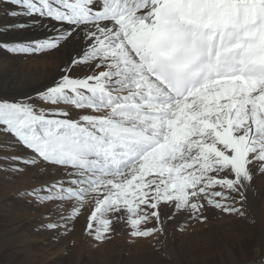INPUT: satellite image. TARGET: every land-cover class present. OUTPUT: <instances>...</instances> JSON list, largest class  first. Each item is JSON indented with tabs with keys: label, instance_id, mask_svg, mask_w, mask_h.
Returning a JSON list of instances; mask_svg holds the SVG:
<instances>
[{
	"label": "snow or ice",
	"instance_id": "obj_1",
	"mask_svg": "<svg viewBox=\"0 0 264 264\" xmlns=\"http://www.w3.org/2000/svg\"><path fill=\"white\" fill-rule=\"evenodd\" d=\"M0 5L12 21L0 36L42 33L0 39V51L68 56L34 89L49 110L26 94L0 95V133L21 149L2 157L0 172L44 170V183L20 193L54 205L43 229L66 235L89 208L83 233L100 244L117 223L140 239L163 235L177 216L244 215L264 177V0Z\"/></svg>",
	"mask_w": 264,
	"mask_h": 264
},
{
	"label": "rangeland",
	"instance_id": "obj_2",
	"mask_svg": "<svg viewBox=\"0 0 264 264\" xmlns=\"http://www.w3.org/2000/svg\"><path fill=\"white\" fill-rule=\"evenodd\" d=\"M33 57L37 56H32L35 60ZM23 87L17 97L25 93ZM6 93L12 96L13 91ZM25 94L33 97V94ZM37 104L40 106L42 102L38 100ZM20 152L19 146H13L11 136L0 133V155L4 153L0 163L2 157ZM38 171L40 180L28 179L31 171L17 175L0 172V264H257L264 257L260 229V225H264L261 211L264 206L261 198L256 200V189L264 187L261 177L253 181L243 216L210 210L204 223L177 216L166 223L163 235L140 239H133L129 229L117 223L111 240L97 244L83 233L89 208L75 221L74 230L66 235L57 237L56 233L41 227L50 222L48 216L41 213L46 205L29 203L20 196L25 184L27 189L46 178L44 170ZM64 211L69 214L71 209ZM262 230L264 232V227ZM260 252L263 254L259 255Z\"/></svg>",
	"mask_w": 264,
	"mask_h": 264
},
{
	"label": "bare ground",
	"instance_id": "obj_3",
	"mask_svg": "<svg viewBox=\"0 0 264 264\" xmlns=\"http://www.w3.org/2000/svg\"><path fill=\"white\" fill-rule=\"evenodd\" d=\"M0 8H3V5H0ZM8 22H12V21H10V19L8 17L0 14V24L8 23ZM41 34L42 33L39 30L31 29V30H25L22 32H9V33L4 34L3 36H0V39L20 42V41H23V40H26L29 38L37 37ZM31 58L32 57H29L27 59H23L20 57H14V56L8 55L5 52L0 51V95L5 94L6 92H9L10 90H12L13 91L12 96H16L19 89L24 86L22 88V91H24L27 94H33V103L35 105H38L37 102L39 99L36 97V93H35L34 89L38 88L40 85L49 84L52 81L53 77L57 76V74L60 71V68L63 66L64 61L68 58V56L66 53H58L55 55H40L37 57H33L35 60H32ZM8 59L11 60V62L7 61ZM24 60H27V62H25ZM85 71H86L85 69H82L80 74H83ZM20 77H22V78H20ZM9 78H11V82H10ZM16 78H20V79H16ZM10 83H11V85H10ZM9 85H10V87H8ZM37 107L44 108L45 110H49L52 106L47 105V104L42 102V104L40 106H37ZM9 143H10V141H9ZM7 145H9V144H7ZM9 148H11V147H9ZM1 154L3 155L4 153H1ZM2 155H0V156H2ZM30 171L32 173H29L28 179H32V177H34V178L40 180V177L38 176L39 175L38 170L30 169L27 172H30ZM9 177H10V175H9ZM261 178L263 179V181H261L262 179L260 181L262 184H264V177H261ZM45 179L46 178L41 179V181H38L37 183H35L34 186L44 183ZM10 184H11V181H10ZM21 187L22 186H20V188ZM23 187L25 189L26 184ZM256 191L258 194V197L256 195V197H257L256 200H260V198H261L262 199L261 205L264 206V187H260V189H256ZM255 194H256V192H255ZM45 207L47 209L43 208L41 213H45L47 215V213L54 208V205L49 203V204H46ZM262 209L263 210H261V211H262V213H264V207ZM256 215L258 216L257 212H256ZM52 218L55 219V216L53 215ZM263 219H264V217H263ZM253 220H254V218H253ZM262 227H264L263 224L260 225V229H261V233H262L261 237L264 240V232L262 230ZM261 254H263V252L259 253V255H261Z\"/></svg>",
	"mask_w": 264,
	"mask_h": 264
}]
</instances>
